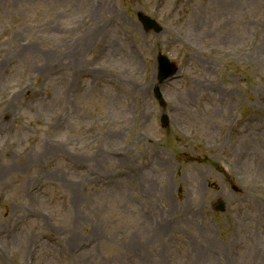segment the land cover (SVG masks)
Instances as JSON below:
<instances>
[{"label": "rangeland", "instance_id": "obj_1", "mask_svg": "<svg viewBox=\"0 0 264 264\" xmlns=\"http://www.w3.org/2000/svg\"><path fill=\"white\" fill-rule=\"evenodd\" d=\"M0 264H264V0H0Z\"/></svg>", "mask_w": 264, "mask_h": 264}, {"label": "water", "instance_id": "obj_2", "mask_svg": "<svg viewBox=\"0 0 264 264\" xmlns=\"http://www.w3.org/2000/svg\"><path fill=\"white\" fill-rule=\"evenodd\" d=\"M138 19L144 25L145 29L147 30L149 28H153L155 30H159L161 28V26H159L155 20L147 17L146 15L142 13L138 16ZM157 60H158V68H159L158 77H159V82L161 83L165 79L172 77L174 73L176 72L177 68L173 63L169 61V59L165 55H162L159 53ZM155 92H156V96L160 99L161 93L158 87H156ZM162 123L163 125L167 124L166 116L162 118Z\"/></svg>", "mask_w": 264, "mask_h": 264}]
</instances>
